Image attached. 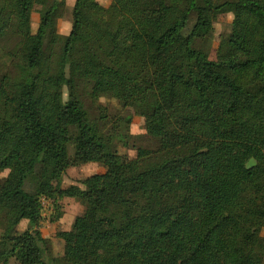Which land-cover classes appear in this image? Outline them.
Here are the masks:
<instances>
[{
    "label": "trees",
    "instance_id": "16d2710c",
    "mask_svg": "<svg viewBox=\"0 0 264 264\" xmlns=\"http://www.w3.org/2000/svg\"><path fill=\"white\" fill-rule=\"evenodd\" d=\"M35 1L0 0L13 65L0 79V264H264V0H112L103 18L75 0L59 54L65 0L33 33ZM224 14L231 32L210 62L203 44ZM81 91L132 107L157 149L119 155L126 135L102 130ZM91 163L105 171L83 188L51 184ZM43 198L84 206L53 261Z\"/></svg>",
    "mask_w": 264,
    "mask_h": 264
},
{
    "label": "rangeland",
    "instance_id": "374dc122",
    "mask_svg": "<svg viewBox=\"0 0 264 264\" xmlns=\"http://www.w3.org/2000/svg\"><path fill=\"white\" fill-rule=\"evenodd\" d=\"M56 0H36L31 16V29L36 33L39 24L40 11L47 6H50ZM100 5L98 16L103 18L109 8L112 0H96ZM75 0H65L66 7L61 18L57 21V34L52 47L55 54H59L63 39L70 33L72 24V9ZM233 16L224 14L217 17L213 27L214 32L210 39L203 44V47L208 52V60L216 62L217 50L222 39L227 37L231 32V23ZM13 71L11 60L4 56L0 50V79L3 75L10 74ZM82 92V91H81ZM83 93V92H82ZM83 101L85 103L89 117L100 123L104 131H122L125 136L127 146L124 147L122 142H116V147L119 155L126 159L135 158L139 149L156 150L158 142L150 137L145 130L144 119L132 107H122L121 103L111 97H101L97 100L91 99L87 93H83ZM64 100L67 99V90L64 89ZM124 117L128 127L118 129L116 121L119 116ZM102 116V117H101ZM101 117V118H100ZM125 131V132H124ZM70 155L73 154V148H70ZM105 171V168L98 164H85L76 168L68 169L62 176H54L51 180L53 186L61 187L62 189L75 185L83 188L81 182L89 176L100 174ZM8 171L0 173V178L7 176ZM30 189V188H28ZM41 219L38 225L39 231L43 238L48 240L47 258L53 261L61 259L64 254V242L56 235L60 232L71 230L72 224L76 217L82 215L84 206L79 199L64 198L60 201L53 202L46 198L42 199ZM29 228L28 222L23 221L18 226V233H22ZM264 237V229L261 232ZM99 253L104 258L110 256V250L100 248ZM7 264H17L13 259H10Z\"/></svg>",
    "mask_w": 264,
    "mask_h": 264
}]
</instances>
